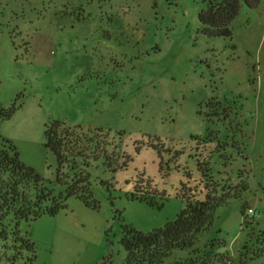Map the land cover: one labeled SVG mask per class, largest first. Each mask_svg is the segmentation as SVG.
Returning a JSON list of instances; mask_svg holds the SVG:
<instances>
[{
  "label": "rangeland",
  "instance_id": "obj_1",
  "mask_svg": "<svg viewBox=\"0 0 264 264\" xmlns=\"http://www.w3.org/2000/svg\"><path fill=\"white\" fill-rule=\"evenodd\" d=\"M205 8L0 0V116L17 108L0 136L65 206L22 223L35 264H126L123 227L163 228L185 208L182 184L204 200L208 181L231 197L196 246L165 264H264V0L242 8L232 39L200 32ZM53 121L107 143L85 162L89 193L68 197L59 183L45 147ZM65 173L72 186L78 172ZM248 208L257 220L244 222ZM8 257L0 249V264Z\"/></svg>",
  "mask_w": 264,
  "mask_h": 264
},
{
  "label": "trees",
  "instance_id": "obj_2",
  "mask_svg": "<svg viewBox=\"0 0 264 264\" xmlns=\"http://www.w3.org/2000/svg\"><path fill=\"white\" fill-rule=\"evenodd\" d=\"M260 2L204 0L206 8L199 14L200 32L209 38L232 39V23L242 8L255 9ZM16 111V107L8 109L0 120L11 119ZM97 133L89 136L80 127H70L59 121L46 125L45 147L56 156L58 181L68 184V197L79 196V190L89 193L91 185L85 162L89 153L95 155L107 145L98 140ZM66 169L78 172L72 186L67 182ZM202 177L205 179L207 174L203 172ZM208 182L203 188L206 193L204 200L197 196L200 187L182 184L185 208L163 228L142 233L123 227L121 245L127 253L126 264H165L174 253L192 250L211 229L216 210L231 197L224 189H219L218 183ZM64 208L63 200L54 197L43 186V180L34 170L20 161L17 149L0 136V249L9 256L7 264H19L20 261L35 264L36 248L28 237L22 236V223L35 221L43 215L56 216ZM25 253L30 254L26 259Z\"/></svg>",
  "mask_w": 264,
  "mask_h": 264
},
{
  "label": "built area",
  "instance_id": "obj_3",
  "mask_svg": "<svg viewBox=\"0 0 264 264\" xmlns=\"http://www.w3.org/2000/svg\"><path fill=\"white\" fill-rule=\"evenodd\" d=\"M259 218V214L253 208H248L244 213V222L255 221Z\"/></svg>",
  "mask_w": 264,
  "mask_h": 264
}]
</instances>
